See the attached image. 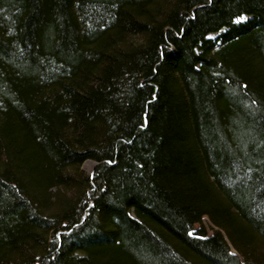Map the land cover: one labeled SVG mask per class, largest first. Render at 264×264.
Returning a JSON list of instances; mask_svg holds the SVG:
<instances>
[{
	"label": "trees",
	"instance_id": "trees-1",
	"mask_svg": "<svg viewBox=\"0 0 264 264\" xmlns=\"http://www.w3.org/2000/svg\"><path fill=\"white\" fill-rule=\"evenodd\" d=\"M0 264H264V0H0Z\"/></svg>",
	"mask_w": 264,
	"mask_h": 264
},
{
	"label": "rangeland",
	"instance_id": "rangeland-1",
	"mask_svg": "<svg viewBox=\"0 0 264 264\" xmlns=\"http://www.w3.org/2000/svg\"><path fill=\"white\" fill-rule=\"evenodd\" d=\"M244 17V19H242V20H245V19H247V18H249L248 16H243ZM237 20H241V19H237ZM217 34L216 33H211L209 36L210 37H215ZM93 166H94V162L93 161H91V160H87V161H85L84 163H83V165H82V169H83V171L85 172V173H90L91 172V170H92V168H93ZM202 223H203V226L205 227V229H206V232L207 233H210L211 232V230H210V226H211V224H210V222H209V220L206 218V217H203L202 218ZM230 251L231 252H234V250L232 249V248H230Z\"/></svg>",
	"mask_w": 264,
	"mask_h": 264
},
{
	"label": "snow or ice",
	"instance_id": "snow-or-ice-1",
	"mask_svg": "<svg viewBox=\"0 0 264 264\" xmlns=\"http://www.w3.org/2000/svg\"><path fill=\"white\" fill-rule=\"evenodd\" d=\"M238 19H241L242 20V19H244V17L243 16H240V17H238Z\"/></svg>",
	"mask_w": 264,
	"mask_h": 264
}]
</instances>
